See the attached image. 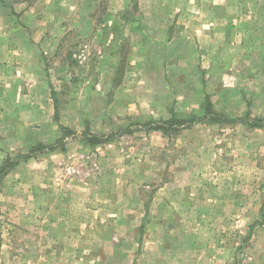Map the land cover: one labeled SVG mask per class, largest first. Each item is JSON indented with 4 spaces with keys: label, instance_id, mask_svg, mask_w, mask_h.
I'll return each mask as SVG.
<instances>
[{
    "label": "rangeland",
    "instance_id": "1",
    "mask_svg": "<svg viewBox=\"0 0 264 264\" xmlns=\"http://www.w3.org/2000/svg\"><path fill=\"white\" fill-rule=\"evenodd\" d=\"M75 1L0 0L2 56L11 52L9 59L15 61L11 55L23 48L18 41L24 35L43 46L39 45L41 68L25 65L15 72L0 59V82L3 75L23 76L20 90L11 93L17 102L0 104V185L8 208L0 207V264H54L48 258L53 257L51 244L44 249L38 246L44 238L37 232L36 213L59 212L62 205L53 208V199L64 202L68 197L70 204L62 212L73 217L74 226L86 220L107 228L103 237L112 243L100 255L97 251L91 255L106 264H121L117 256L112 259L117 251L112 244L121 242L120 250L135 253L136 243L144 241V229L166 222L146 206L149 199L165 195L171 184L178 195L193 199L203 195L204 205L216 209V217H203L209 231L204 241L215 245L214 263L264 264V127L202 118L207 93L213 110L223 116L264 118L255 103L264 97V88H259L264 73L253 74L254 81L249 75L251 87L236 91L229 89V75L222 78L220 73L226 72L210 73L202 76L201 93L190 88L200 80V74L192 71L200 65L198 60L209 64L211 59L187 57V46L181 43L130 34L135 24L139 27L151 17L138 4L146 7L148 1L162 0ZM156 14L162 16L163 11ZM114 30L120 31L119 37L110 36ZM260 53L253 50L250 61L264 71L260 56L264 52ZM222 60L213 69H225ZM257 93L259 98L253 97ZM186 98L202 103L189 110L183 102ZM2 115H12L14 121L3 122ZM192 116L195 122L184 123ZM163 119L180 120L181 125L171 122L165 129L152 128ZM11 163L15 164L10 169ZM120 195L137 199L139 207H127L133 211L119 218ZM100 207L92 217L90 213ZM184 220L196 225L193 217ZM119 226L136 228L135 234H120L115 230ZM97 236H80L77 241V234L69 235L74 263L89 254L81 245L95 244ZM159 236L160 241L166 239L162 232ZM135 261L129 264H138Z\"/></svg>",
    "mask_w": 264,
    "mask_h": 264
},
{
    "label": "crops",
    "instance_id": "2",
    "mask_svg": "<svg viewBox=\"0 0 264 264\" xmlns=\"http://www.w3.org/2000/svg\"><path fill=\"white\" fill-rule=\"evenodd\" d=\"M89 1L91 2L92 0H80V4H86ZM74 3H76L75 0ZM26 6L27 5H24V8L28 9L29 7ZM138 8L143 11L146 9L151 17L148 18L146 22L141 23L139 27L137 24H135V26L131 24V26H134L130 31L132 36L144 35L149 40H155L156 36H158V40L162 39L172 43H181L185 47L187 46V48H184L187 50V53L185 52L184 54L189 58H206V61L211 59L209 64H203L202 62L201 64L198 60L197 64L200 65H196L192 72L200 74L199 84L195 83V87L191 86L190 88H194L203 93L204 82L202 76L210 73L216 75L220 72H226L220 74H224L222 78L225 77V74L230 76L231 83L229 86H231V88L229 89H233V91L244 90V88L249 89L251 87L249 85V75L254 81L256 78L252 76L253 74L258 75L260 72V74L264 73L263 69L254 68L250 61L251 58L254 57V55L251 54L253 50H257L259 53L262 51L264 52L261 46L262 44L264 45V0H162L161 3L160 1L158 3L157 1H148L146 7L139 3ZM160 11H163L162 16L156 14V12L158 13ZM119 33L120 31L114 30L110 33V36L112 38H117L119 37ZM123 34L121 33L120 36ZM151 36L153 38H150ZM12 42L17 41L13 39ZM18 43L21 44L23 48H20L17 53H12V57L16 56L15 61L9 59L11 52L4 53L3 56L0 53V59L4 62L3 65L5 66L7 63V66L15 69V72L23 70V66L25 65L31 68L33 66H35V68H41L42 52L39 50V45L43 49L41 43L29 35H24L23 41L20 40ZM189 44H191L190 47L192 49L188 48ZM197 45H199V48ZM260 56H264V54ZM220 58H223L222 61L225 62V69L217 67L213 69V64H215L214 66H217V63L220 64ZM246 62V65L250 63L249 67H246ZM241 64L245 66L239 68L238 66H241ZM12 77L14 79H12ZM12 77H6L5 75L1 77L0 104L3 106H11L13 102H17L11 99V93L15 89L20 90L23 84V76L12 75ZM262 85H264V82L261 83L259 88H264ZM211 92L214 94L216 89ZM200 95L203 97L202 94ZM187 97H190V95ZM253 97L259 98V94L257 93V95H253ZM206 98L211 102L213 109V99L210 98V93H207ZM240 98L243 97L241 96ZM227 101H230V98H228ZM183 102L187 106H190L189 110H194L202 103L193 104L191 98H186ZM241 102H243V100L240 99L239 103ZM255 103L261 107V115L264 116V97L261 100L258 99L255 101ZM243 104L241 103V105ZM245 112L247 113L246 108ZM202 113H204V110ZM2 116L4 119L3 122L14 121L12 115ZM190 118H193V116ZM1 180L3 179L0 178V183ZM166 188L167 193L165 195L157 198L153 197L151 201L149 199L146 206L153 216L156 213L158 217L164 218L166 222H162V226L156 225L155 228H145L143 235V237H145L143 238L144 241L141 243L139 242V244L136 243L137 247L135 253H128L127 251L124 253L122 251L123 247L121 242L117 245L112 244L114 252L117 250L116 254H113L112 259L117 256L116 261H118V263L121 262V264H129L133 260H136L135 262H138V264H159V261L161 264H205L206 262H211L209 264H217L216 262L214 263L213 259L214 243L204 241L203 237V235L209 232L207 226L203 225V217L209 218V215L216 217V212H214L216 209L213 210V207L211 208L204 205L207 199L203 198L202 200L203 195L194 197L193 199L191 197L182 196L181 193L178 195L175 185L171 184L170 190H168V185ZM3 193H5V190L3 192L0 185V207L2 209L7 208V202L5 201ZM68 198L64 202H61L60 199H53V208L62 205L63 209L58 210L59 212L56 210L54 212V210L42 209L36 213L39 219L37 221L39 222L37 232L43 235L44 238L43 241H39L38 246L44 249L51 244L53 247V251L51 252L53 253V257L51 255L48 256V258H51L50 261L52 262L53 260L54 264H76L72 261L73 256L70 257V255L74 253V244L69 241V235L72 238L77 234L78 238L81 236L80 238L83 237V239H87V237L92 239V235L95 234L98 235L93 239L95 244L87 242L81 245L83 251H87L89 254H84L83 260L80 261L79 264H106L103 258L99 256L93 257L91 255L92 251H97L100 255L101 251L105 250L108 243H112L108 237H103V234L107 230L106 226H92V222H87L86 220H81L79 225L74 226L73 222H71L73 217H71L68 212H62L66 210L70 204ZM119 198L120 199L116 198V208L119 207V218L124 217L125 213L129 215V212L133 211L131 208L127 210V207H139L138 200H133V197L132 199H127L120 195ZM99 200H101V203H106L105 199ZM98 210L100 212L101 207L91 212L92 214L90 213V215L96 217ZM218 210L219 209H217V211ZM90 215L88 218H90ZM188 217L195 218L196 225H188V222L184 220L188 219ZM178 218L181 219V221H179ZM179 222L180 227L175 226ZM119 227L120 228H116L115 230H119L118 233L120 234L121 232L128 231L135 234L136 228L129 229V227ZM108 232H112V229ZM160 232H162L166 238L163 241H160ZM175 234H178L179 239L175 237ZM80 238L77 239V241L80 240ZM120 241L123 240L121 239ZM132 246L134 248L135 244H132ZM148 249L155 251H153L154 253H147ZM205 250L207 252H205ZM28 251H33V249L29 247ZM169 252L173 255H170ZM31 253H27V256H31ZM210 254L213 256L210 257ZM192 257L195 258L192 259ZM40 258H42V256L39 255L38 259ZM30 261H33V258L27 259V262ZM36 261L39 262L35 259V262Z\"/></svg>",
    "mask_w": 264,
    "mask_h": 264
},
{
    "label": "trees",
    "instance_id": "3",
    "mask_svg": "<svg viewBox=\"0 0 264 264\" xmlns=\"http://www.w3.org/2000/svg\"><path fill=\"white\" fill-rule=\"evenodd\" d=\"M205 114L202 118H205V119H209L211 121H224V122H247L248 125L250 127H264V118H249V117H243V118H229V117H226V116H223L217 112H215L213 109H212V105H211V102L209 101L208 98H206V102H205ZM197 119L195 118H190L188 119V121L184 120V123L187 122L188 125L192 124L193 122H195ZM171 122H174L176 123L175 125H181L179 124L180 123V120H175V119H169V120H166V121H161L160 123H155V125L152 126V128H160V129H165V126L171 124ZM154 124V123H153ZM151 123H147L146 126H149L150 127ZM98 139H93L92 142H97ZM58 142H55L54 144L52 145H49L48 147L52 148L54 147ZM23 158H27V156H24ZM15 163H11L8 165V168L12 167ZM1 178V176H0Z\"/></svg>",
    "mask_w": 264,
    "mask_h": 264
}]
</instances>
